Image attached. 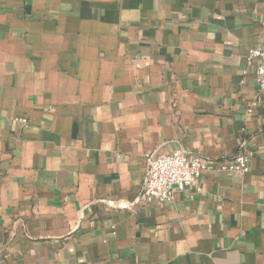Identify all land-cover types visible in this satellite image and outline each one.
<instances>
[{"label":"crops","instance_id":"1","mask_svg":"<svg viewBox=\"0 0 264 264\" xmlns=\"http://www.w3.org/2000/svg\"><path fill=\"white\" fill-rule=\"evenodd\" d=\"M256 47L264 0H0V264H264ZM174 149L214 169L145 205Z\"/></svg>","mask_w":264,"mask_h":264},{"label":"built area","instance_id":"2","mask_svg":"<svg viewBox=\"0 0 264 264\" xmlns=\"http://www.w3.org/2000/svg\"><path fill=\"white\" fill-rule=\"evenodd\" d=\"M247 59L256 63L255 82L258 89L264 92V49L260 47L250 49ZM146 158L147 175L140 196L145 205L171 202L175 191L190 187L204 172L214 169L211 162L181 149H174L168 153L151 152ZM249 161V156L240 152L233 159L220 163L217 170L244 174L249 170Z\"/></svg>","mask_w":264,"mask_h":264}]
</instances>
